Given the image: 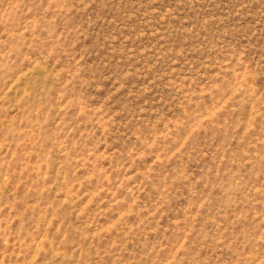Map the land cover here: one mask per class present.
<instances>
[{
  "label": "rangeland",
  "instance_id": "obj_1",
  "mask_svg": "<svg viewBox=\"0 0 264 264\" xmlns=\"http://www.w3.org/2000/svg\"><path fill=\"white\" fill-rule=\"evenodd\" d=\"M0 264H264V0H0Z\"/></svg>",
  "mask_w": 264,
  "mask_h": 264
}]
</instances>
